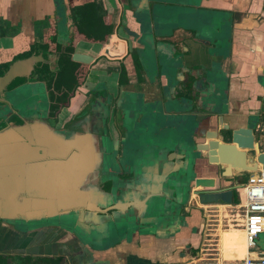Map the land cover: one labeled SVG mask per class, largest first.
Masks as SVG:
<instances>
[{
  "label": "crops",
  "instance_id": "crops-1",
  "mask_svg": "<svg viewBox=\"0 0 264 264\" xmlns=\"http://www.w3.org/2000/svg\"><path fill=\"white\" fill-rule=\"evenodd\" d=\"M84 15L97 19L81 29ZM68 47L70 54L76 51L92 60L74 61L73 73L65 76L53 99L41 77L30 75L15 83H23L20 91L31 95L42 91L40 111L51 126H65L92 105L109 106L108 131L113 153L120 155L121 140L142 120H157L158 127L190 128L193 141H201L204 121L197 117L211 111L210 128H216L219 114L232 127H253L264 150V0H0V70L30 55L55 60ZM46 63L57 70L56 64ZM11 89L10 84L0 92V106L8 112ZM196 171L214 177L215 190L192 192V214L199 210L207 217L238 199L242 202L241 185L251 172L221 177L204 160ZM7 229L8 236L0 241L6 243L10 232L26 239L29 235L8 242L41 253L57 249L70 256L71 264H128L127 259L157 264V255L164 262L173 251L140 231L128 237L118 231L114 242L96 253L59 227L15 232L5 224L0 231ZM241 231L220 240L223 256L239 259L246 254ZM191 238H185L187 243ZM257 238L250 254L264 256V232ZM103 252L117 253L118 262L98 254Z\"/></svg>",
  "mask_w": 264,
  "mask_h": 264
},
{
  "label": "water",
  "instance_id": "water-1",
  "mask_svg": "<svg viewBox=\"0 0 264 264\" xmlns=\"http://www.w3.org/2000/svg\"><path fill=\"white\" fill-rule=\"evenodd\" d=\"M70 59L89 63L92 57L73 51ZM56 61L30 55L11 61L0 75V92L12 85L10 111L0 106V222L15 232L50 224L96 253L114 242L122 228L174 240L186 232L184 207L196 206L192 192L215 190L214 177L197 175L199 162L221 177L264 171V150L254 128L232 127L221 114L216 128H210L211 111L197 117L204 121L201 141L157 140L146 153L156 157L153 163L143 156L129 158L120 169L108 131L109 106H89L56 128L40 111L42 91L31 95L20 91L23 83L15 84L32 73L37 79L39 63Z\"/></svg>",
  "mask_w": 264,
  "mask_h": 264
},
{
  "label": "rangeland",
  "instance_id": "rangeland-1",
  "mask_svg": "<svg viewBox=\"0 0 264 264\" xmlns=\"http://www.w3.org/2000/svg\"><path fill=\"white\" fill-rule=\"evenodd\" d=\"M43 105L46 106V103L43 102ZM153 121H154V119L149 124L146 121L142 120L141 122L136 123V125L134 127H132V129H130L126 133V137H125L124 141H122V148H123V152H124L123 155H125L127 157H125V159L120 160L123 165H125L126 160L129 158L132 161H134L135 159H138L139 157H142V156H143L142 159L147 160V162H148V160H150L153 163L154 160H156V157L153 155L151 156V155L146 154V153L149 151L150 147L152 145H154L153 143H155L157 140L166 138V136L170 137L171 136L170 133L173 135L171 137H176V138H179V140L186 141L187 143H189V145L192 143V137H191L192 133H191L190 128L187 127L188 129H186L183 127L182 128L177 127L176 129H173V128H169V127H165V126L158 127L157 120H155L154 122ZM170 129H173V130L170 131ZM137 133H139V136L142 135L141 141H139V136L135 137L137 135ZM190 137H191V139H190ZM153 151H155V150H153ZM186 170H187V172H189L191 170V168L188 167V169H186ZM183 174H184V178H185L187 173H183ZM238 201H239V199L237 200V202ZM193 210H194V207L192 209L191 206H189V205L187 206L186 210L184 209L185 212H183V214L186 217L185 221L187 223L186 232L184 231V233L181 234L183 236L180 235L181 237L177 236L178 237L177 240L175 239L174 241L173 240L169 241L168 248L169 247L172 248V250H173L171 253L172 256H169L168 259L163 262V264H179L182 262L187 263V264L191 263L195 258L192 256H194L193 251L196 250V248H197V250H199V247L204 246V245L206 247H211L213 245L212 239L214 240V238H216V234H218L221 231H223V233H229L228 230H226V232L224 231L226 228L224 225L225 220L220 221V217H218V214H221L222 216L225 213L228 214L229 213L228 208L222 209L221 212H219V210L212 211L211 213L208 212V215H206L207 217H203L202 211H199V210L198 211L195 210L194 211L195 214H192L191 212ZM196 215H197V217H196ZM64 217H66V216H64ZM68 217L70 218V216H68ZM206 220H207V224H205ZM63 222L65 223V221H63ZM3 225H5V224L0 222V229L3 227ZM48 225L50 226V224H46V226H48ZM10 234L11 235H9V237H12L13 240L16 238L17 239L19 238L18 234L15 235L13 232H10ZM190 235L192 236L191 239H192V243L194 245L186 247L185 244L187 243V239H185V238L189 237ZM225 239H227V238H225ZM257 239L258 238H255L256 243H257ZM3 242L4 241L0 242L2 246L4 245ZM13 242H15V241H13ZM189 242H190V240H189ZM210 243H212V244L209 245ZM23 244H25V243H23ZM176 244H179V245H176ZM25 248L26 247H24L23 249H25ZM184 253L187 254L188 256L189 255L191 256L187 260V262L186 261L184 262V260L187 259V257L185 256ZM98 254H102V253H98ZM160 263L161 262L157 261V264H160Z\"/></svg>",
  "mask_w": 264,
  "mask_h": 264
},
{
  "label": "built area",
  "instance_id": "built-area-1",
  "mask_svg": "<svg viewBox=\"0 0 264 264\" xmlns=\"http://www.w3.org/2000/svg\"><path fill=\"white\" fill-rule=\"evenodd\" d=\"M241 188L243 190L242 202L239 200L235 204H230L228 214H223V216L217 214L220 221L225 220V230L241 229L243 231L246 241V254L239 259L223 256L220 249L219 232L216 234V238L212 239L213 245L211 247L204 245L200 246L199 250L196 248L193 251L194 256L192 257L195 258L188 264H264V256L254 257L250 254L256 248L255 238L264 232V171L251 172ZM205 224H207V220ZM185 256L187 259L184 262H187L191 256L187 254Z\"/></svg>",
  "mask_w": 264,
  "mask_h": 264
},
{
  "label": "flooded vegetation",
  "instance_id": "flooded-vegetation-1",
  "mask_svg": "<svg viewBox=\"0 0 264 264\" xmlns=\"http://www.w3.org/2000/svg\"><path fill=\"white\" fill-rule=\"evenodd\" d=\"M6 66L7 65L5 64L4 65L5 68H1L0 75H2L3 71H5ZM31 76H33V73L31 74ZM42 79H44V78H42ZM44 80H46L47 87L50 90V87L48 86L49 82H47V78ZM121 137H123V136H121V134H120V137H119L120 140H121ZM124 139H125V137H123V140H121V142L124 141ZM118 151L121 153H120V155H115V160H116L117 166H119L121 169L123 167V164L121 163L120 160L125 159V157H127V156L123 155V153H124L123 148L119 149ZM124 175L125 174H122L121 176H124ZM120 231L125 232L124 234L127 237L130 236V234L132 235L134 233L139 232V230L138 231L132 230V229L128 230L127 228H122ZM7 232H9V229L4 230L3 232L0 231V234H1L0 240L6 238L8 236L9 233H7ZM18 235H19V238L23 241L30 238L29 235L27 236L28 237L27 239H26L25 235H23V234L18 233ZM10 238L12 239V237H10ZM10 238L7 239L6 243L3 242L4 243L3 246L0 243V264H71L70 256H67L64 253L59 252L57 249H55V250L53 249L52 251L44 252V253H41L38 251L36 252V251H34V248L28 249L26 247L25 249H23V248L19 249L18 247H12L15 245L8 243ZM12 241H14V240L12 239ZM169 241H170V239H165L164 241L159 242V240L157 239V242L160 243L164 247H166V245L169 244ZM0 242H2V241H0ZM16 242H17V240H16ZM16 242H14V243H16ZM112 245L115 246L116 244H112ZM114 246H112V247H114ZM102 254H104L105 258H107L109 256L110 257L113 256V258H114L113 260L115 262L116 261L118 262V260L115 257V255H117V253H115V252H112V253L103 252ZM161 259H162V257L160 255H157V261H159L163 264V261ZM127 260H129L128 264H134L132 262V259H127ZM116 264H118V263H116Z\"/></svg>",
  "mask_w": 264,
  "mask_h": 264
},
{
  "label": "trees",
  "instance_id": "trees-1",
  "mask_svg": "<svg viewBox=\"0 0 264 264\" xmlns=\"http://www.w3.org/2000/svg\"><path fill=\"white\" fill-rule=\"evenodd\" d=\"M82 21L79 22V27L82 29L84 24H89L97 18H92V16L84 15ZM99 19V18H98ZM88 26V25H87ZM69 47L64 49V51L59 53L57 58V70L52 71L49 69L48 64L42 63L36 68V72L39 74L38 77L47 78L48 86L50 87L51 98L55 97V94L62 90V81L67 75H71L74 69V61L70 59ZM46 81V80H45ZM221 200V199H220ZM219 201V200H218ZM168 245V244H167Z\"/></svg>",
  "mask_w": 264,
  "mask_h": 264
},
{
  "label": "bare ground",
  "instance_id": "bare-ground-1",
  "mask_svg": "<svg viewBox=\"0 0 264 264\" xmlns=\"http://www.w3.org/2000/svg\"><path fill=\"white\" fill-rule=\"evenodd\" d=\"M224 231L226 232V230H224ZM234 231H241V230H228L229 233L234 232ZM241 232H242V231H241ZM229 233H223V232H222V236H223V237L220 238V240H221L222 243H223V241H224L225 238H228V237H229ZM243 234H244V233H243ZM244 245H245V249H246V241H245V237H244Z\"/></svg>",
  "mask_w": 264,
  "mask_h": 264
}]
</instances>
